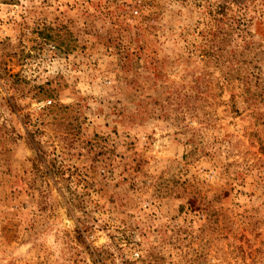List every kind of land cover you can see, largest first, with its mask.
Here are the masks:
<instances>
[{
	"label": "rangeland",
	"instance_id": "1",
	"mask_svg": "<svg viewBox=\"0 0 264 264\" xmlns=\"http://www.w3.org/2000/svg\"><path fill=\"white\" fill-rule=\"evenodd\" d=\"M0 264H264V0H0Z\"/></svg>",
	"mask_w": 264,
	"mask_h": 264
}]
</instances>
